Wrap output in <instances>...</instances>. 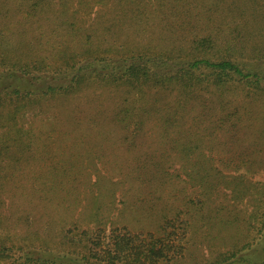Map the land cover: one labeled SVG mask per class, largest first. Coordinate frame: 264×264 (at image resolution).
Returning a JSON list of instances; mask_svg holds the SVG:
<instances>
[{
    "label": "trees",
    "instance_id": "1",
    "mask_svg": "<svg viewBox=\"0 0 264 264\" xmlns=\"http://www.w3.org/2000/svg\"><path fill=\"white\" fill-rule=\"evenodd\" d=\"M263 23L259 0H0V183L29 158L21 148L29 135L17 123L28 111L47 114L54 128L86 113L87 124L72 135L80 138L144 136L154 129L171 141L185 139L180 150L194 152L198 143L189 140H207L240 116L239 88L251 84L264 92ZM33 212L18 218L17 225H27L22 232L0 236V259L159 264L183 249L186 227L175 217L157 234L101 227H64L57 234L33 227L50 215ZM1 213L0 224L7 223ZM259 219L263 228L264 212ZM240 256L233 252L213 264H264L262 257Z\"/></svg>",
    "mask_w": 264,
    "mask_h": 264
},
{
    "label": "rangeland",
    "instance_id": "2",
    "mask_svg": "<svg viewBox=\"0 0 264 264\" xmlns=\"http://www.w3.org/2000/svg\"><path fill=\"white\" fill-rule=\"evenodd\" d=\"M231 25L229 18L224 21L225 29ZM261 94L251 84L239 88V120L207 140H189L198 143L194 152L180 150L179 144H189L185 139L171 141L154 129L114 139L72 136L87 124L84 112L56 128L47 114L25 112L17 123L29 135L21 145L29 158L18 175L0 183V211L8 218L0 236L22 232L27 225L17 220L34 214L33 207L50 215L32 226L57 234L64 227L157 234L175 217L176 225L186 227L181 255L159 264H213L233 252L252 262L264 258V226L258 223L264 212V97L256 98ZM251 96L254 107L248 104ZM0 264L11 262L0 259Z\"/></svg>",
    "mask_w": 264,
    "mask_h": 264
}]
</instances>
